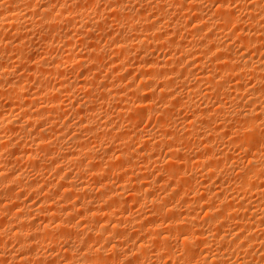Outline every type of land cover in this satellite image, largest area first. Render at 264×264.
Masks as SVG:
<instances>
[{"label": "bare ground", "instance_id": "1", "mask_svg": "<svg viewBox=\"0 0 264 264\" xmlns=\"http://www.w3.org/2000/svg\"><path fill=\"white\" fill-rule=\"evenodd\" d=\"M8 1L6 2L8 4L4 3V5L6 4L5 8H4V6L2 8L0 6V10H1L0 11V31L8 28V29L15 31V33H16L15 36L19 37V35H21V36H23V38L25 36L27 37L28 34L35 29L32 30L31 25H28V24H30L29 22L25 23V24L19 22L20 21L19 19L21 18L20 16H19L20 18L18 17L19 18L18 19L17 16L11 17V14L9 13L11 11H15L16 7L19 6V2L22 0H20V1L19 0H10L9 2ZM102 1H104V2L101 6L96 4L97 5V8L95 7L96 14L99 12H102L104 10H106V11L108 10L107 12L109 13V16L112 15V17H111L112 22L116 23L115 25H120L122 23L128 24L129 26H131V28L129 27L131 30L130 32H134L133 36L130 35L131 37H128V38L122 37V39H123L122 41L120 39H119L120 41L117 39H115V42L112 41V44H113L112 49H113V51H115L114 53L119 54V57H121L120 58V59H122L121 63H120L121 66H126V67L128 66L127 68H129V70H131L130 68H134L139 73L140 83L138 82V85L139 84L140 85L139 86L135 85L136 88H134V85H131L133 87L126 86L128 88L127 89L128 91L126 90V92H124V90H122V89L115 90V91L114 90H107L106 86L103 84L104 86L103 85H102V87L100 86L102 88L101 92L103 94V97L104 96H107L108 98L111 97L112 101L115 102L116 106L113 107V108H115L114 109L115 111L114 110L113 111L115 112L114 114L117 117H119L120 119H123V117L129 111H131V109H133V107L137 108V111L139 109V112H138L139 117H135V116H137L135 114H133L135 116H132L131 112L128 113L130 115V117H129V120H127V121L128 122L130 121V123H128L129 125L127 124L128 126H126L125 130L122 128H119L118 125H117V128L116 127H114V128L108 127L107 123H105L104 125L103 124L95 125L96 123L94 121L93 122L95 123L94 124L95 126L92 125V123L90 121L93 119L96 120L98 118V116H100L99 113H96V110L98 108L96 107L97 109H95L96 103L98 102L97 100L100 98V95L98 98V95H96V92H95L96 96H94V94L92 96L91 92L93 91V89L91 88L89 90L90 91L89 94L87 93L88 90L84 91V94H86V97L88 96L87 99L85 98L88 101V103H86L85 101H83V103H85V105H81V104L79 105V103H81V102L78 103V105L81 106V107H79V110H78V116H79V114H81V115H83L82 116L83 118L81 120V117H80L79 122L75 124L77 127L74 125L75 129L77 128L78 130L76 129L77 132L76 131L73 132V133H75V135L73 134L74 136L71 135V137H72L71 141L73 142L74 148L75 147L81 148L84 145V143H83V145L81 144L83 142V139H82L83 136H87V138L89 137V139L92 138L91 140H94V139L97 140V137L99 139H100V137H102L104 139L110 138V146H111L110 149H112V151H114V149L116 148L115 150L116 151L118 150L117 154H112V155L108 154L109 156L107 159H105V158L99 159L95 155L94 152H92L94 154H91V152L88 151L90 153V156L87 155L85 157H89L90 160L87 161L88 164H86L87 165L86 167L84 165L85 169H82V170H80L81 172H79V171L78 172L80 175H82L84 173L89 174V176H91V179L94 178L93 180L99 179L98 181H102L101 179L105 180V178H106L105 173L110 172V170H108V168L111 169V171H112L113 170L112 167L117 165L116 167L118 168V170L116 169L117 170L116 172L118 174L116 173V175H117V177L118 176H123V177H122V180H118L119 177L118 178L116 177L117 178L116 180H118L119 183L120 182H122V183L117 184L119 186H116V187L108 186L109 184H107V182L106 183L101 182L100 184H98L97 189L99 191V194L96 191L98 194L96 199L102 200V203L103 202L106 203L105 206H103L104 208L99 209V206H101V204H102L101 201H100L101 204L99 206H96L97 205L96 204L95 208L91 207L89 205V201H86V196H81L82 194L78 193L80 190L77 189L76 190L77 192L75 191L76 192L75 193V192H70L74 189V188H71V186L68 190H67V188H65V187H68L67 184H69V183H64V180L67 178H65V179L63 178V182L62 181L60 182L57 180L58 182L62 183V185L60 183L57 184V186L60 185V187L58 186V189H57L58 191L55 190V193H58L61 196L57 195L56 201H54L53 203L51 201H48V200L46 201L47 203L46 202L43 203V201H42V204L40 203V206L38 205L37 208L34 206L36 209L35 208L32 209L33 206L32 207L27 206L28 207L26 210L27 212H22L23 208H22V210L20 209L21 211H18L17 213L13 212L14 215L12 214V216H14V219L18 222V224L20 223L21 227H20V225L17 224L19 226V227L17 226V229H9L11 235L16 239V248L14 247L16 250L12 251V252H8L7 257L13 261V263L11 262L12 264H28V263H31V264H53V263H56L57 261H55L53 258L50 257L51 258L50 259L49 256L47 257V256L38 255L37 252L34 253V251L39 244H41V245L46 244L48 246V248H50V246L53 243L57 244V238L63 239V238H66L67 235H69V237L70 236L72 237V235H74L75 231L73 234H72V232L75 229H73L74 225L71 226L73 224V223L71 224V222L73 221V219L71 220V218L76 217V215L72 216V213H73V212L71 213L72 209L69 208V207H72V205L65 207L64 203H66V201L69 199L70 196L78 197V195H79L78 198L81 199V201H80L81 208L79 207L78 212H76V213L78 214L81 211H83L82 214L85 216L84 218H86V219H84L81 214L79 216L85 220L86 224H83L84 225L83 228H80V229H82L81 232L85 233L87 237L85 236L86 240L84 239V241H82L81 247H79V248H81L80 251L79 252L75 251L77 254H75L72 251L73 250V248H71L72 246L69 247V245H68L69 243L64 242L68 246L65 249L62 247L64 251H62L63 255L62 254L61 255H62L64 261L70 260L68 262L69 264H71V261H72V263L74 261L73 264H100L101 260L108 258V257H105L106 254L105 255L103 254V250H105V249H103L104 247L103 248L102 247L100 248L97 246L95 247L94 244H96L99 241L101 242L102 239H104L105 241H107L109 243L110 237H114V238L116 237V240H114L116 242L112 243V246H111V249H114V250H117V248H119V245H120V243L117 242V241H119V240H117V238H119V239L124 238L126 240V237H127V238L132 240L133 244H132L131 248L128 250L130 254L126 253V254H128L125 258L126 264H143V262H144V260H146V258L148 259L150 256H153V255H155L153 257V258H155V261H153V262H155L156 264H160V259L162 256H165L166 260H168V261H169V259H171V264H180L179 262H181V264H264V154L261 153L262 149L260 147V146H262V143L264 142V25H263V23H264V0H252V1H250L251 4L248 3V7H247V3L243 4V7H240V9L241 8L245 9L246 12L248 9L250 12L248 11L247 13H249V14L251 13L249 15L248 19L245 18L246 21L243 19L244 20L243 25L246 24L247 27H245V25H244V27L241 26L242 28L240 29L238 27V25H235L238 27V30H233L229 33L223 32L222 34H219V33L215 34L219 31H217L215 33L214 32L208 33L206 31H204V33L206 32L205 36H204V34H199L205 28H206V30L207 29H213V30L223 29V30H225V28H228L229 25L231 27L235 23L236 19H237V21L241 20L240 22H242V19L238 18L237 15L235 16V11L232 9V7L229 6V4H230L229 0H210V2L212 1V3H217V4L215 6L216 8L214 10L210 11L207 15H203V14L199 13L200 12L199 10L200 9L202 10V8H201L202 4L200 2L202 0H170L169 2L171 4L167 3L168 0L167 1L166 0H159L160 2H158V3L155 2L156 3V4L154 3L155 5L153 3H149L151 1H149L147 3L145 2L144 4H141L142 3L141 0H133L134 2H138L140 4L139 9L141 8L142 10L138 9L140 12L139 11L137 12L136 10L134 11L133 7H132V9H129L130 13L127 12L128 14H125L126 11H124V12L120 11L121 9L119 7L121 5H123V3H120L122 1H120V2H118V0H102ZM203 1H205V0H203ZM80 2H81V0H80ZM88 2H90V1H88ZM208 2H209V0H208ZM25 3H26L25 5H27V8H28L29 3L28 4H27V2H25ZM64 4L65 3L63 1V5ZM83 4H84V2H83ZM165 4H167V5L170 4L171 7H173V10L177 11V12L180 10H181L180 12H182L186 8H188V9L190 8V10H188V9H186V10L190 11L191 13H192V11L194 12V14L192 13L190 16L192 20L189 17V19H190L189 22L186 20L187 23H184V22H180L179 19L175 18L177 16H175L174 17L175 19L174 18H172V19H174L175 21L177 19L176 22L172 19H170L171 21H169V19H168V21H166V23L165 22L161 23V22H159V19H161V18H158L156 16L158 19H156V21L150 22L149 21V18H151L150 17L151 15H150L148 17L146 16L147 18L142 19L143 24L140 22L142 25H140L138 27L133 26L134 25L133 23L135 22V20H139V21L141 20L140 19L141 18L140 13H141V11L143 13L144 9H155L156 8L157 10L162 11V16L165 17L171 11V7L170 8H169V6L165 7L164 6ZM239 4H240V2H239ZM79 5H80V3H79ZM92 5H94V4H92ZM244 5H246L245 8H244ZM65 6H64V8H65ZM212 6H213V4H212ZM241 6H242V3H241ZM45 7L46 6L44 5V7H43L44 9L42 8V10H41L42 15H41V19L39 20V24L43 29L48 30V29H52L53 27L56 28L57 25H59L61 22H64L65 19H63L62 16L64 13L63 11H65V10H63V11L59 10L61 13L60 14L61 16L58 17L55 15L56 13L53 15ZM50 7L52 8V6H50ZM149 7H151V8H149ZM152 7H155V8H152ZM166 8H169V10ZM67 9H69V8H67ZM70 10H71L70 12H72V9H70ZM166 10H168V11L165 12ZM33 11H35V10H33ZM36 11H38V10H36ZM152 11H154V10H152ZM5 12H8L10 15L9 14L7 15ZM107 12H106V15H108ZM121 12H123V13H121ZM171 12H170V14H171ZM89 13H91V12H89ZM83 14L84 13H82L81 15H83ZM123 14H125V15H123ZM12 15H13V12H12ZM14 15H16V14H14ZM94 15H95V13H93V16ZM154 15H157V13ZM79 16H78V19H79ZM96 16H99V15H96ZM109 16H107V17H109ZM142 16L144 17L145 15H142ZM187 16H188V14H187ZM192 16H193V18H192ZM22 17H24L26 20V15H23ZM65 18H66V16H65ZM84 18H87V19H86V21L83 19V23H80L79 28H81V30L79 31L78 30L79 28L76 30H78L77 32L81 35L80 39H82V44H86V47L88 46L90 48L91 47L93 48V49L89 50V53L92 52L91 54H89V56L92 55L93 57L92 58L89 57L90 60H89V69L88 70L89 71L90 70H95V71L97 70L98 71V70H100L101 67H103L104 62L101 61V62H103L101 64L100 60L98 59L99 54L98 53L95 54L96 52H98L97 51L98 49L96 48V46H98L97 45L98 43L96 42V36L97 35L94 33L95 30L93 31V29H92L93 27L90 26V24H92L93 21L96 22V20L92 19L91 15L90 16L88 15L87 17H84ZM97 18L98 17H96V19ZM97 20L99 21V19H97ZM74 21H70L67 19L66 24L69 25L71 23L70 24L71 26H72V24L75 25L76 22L74 23ZM36 23H38V22H36ZM163 23H165L164 29H166L165 27H167V30L171 29L169 31H172L171 32L172 38H165L164 37L163 39L162 38L160 39L158 36V38L156 37L155 39L156 40L160 39V40H157L158 42L157 41L154 42L155 41L154 39H153L154 41L151 40L154 37L150 38L148 36L149 35L148 32L151 31V33L153 32L152 35H154V31L159 32V30H161L160 24H163ZM231 23H233V24L231 25ZM237 24H240V23L237 22ZM191 25H192L191 31H193V32L188 31L187 33L193 34V35L199 34L200 37L202 35L204 37H202V39H199L198 41H191L190 42V40L189 41L187 40L188 42L186 41L184 44V42H182V40H184V39L180 40V39H177V37H179V33L182 30H185L186 28L189 29L188 27H190ZM235 26H233V29L237 28ZM8 29H6V30H8ZM157 29H159V30H157ZM71 30H73V29H71ZM227 30H229V29H227ZM3 31H1V32H3ZM59 31H61V30H59ZM126 31L129 32V30H127V29H126ZM169 31L165 30L164 32L168 33ZM207 31H210V30H207ZM117 32H119V31H117ZM160 33H162V32H160ZM167 33H166V35H167ZM49 34H50V32L48 34L45 33L42 36V41L44 43L47 42ZM208 34H210V35L212 34V35L208 37ZM6 35H8V34H6ZM9 35H12V34L9 33ZM46 35H47V37H46ZM67 35H69V34H67ZM21 36H20V38H22ZM126 36H129V35L126 34ZM181 36L182 35L180 33V37ZM3 37L0 36V47H4V49L0 48V50L1 49L3 51L5 50L3 53H5L6 50H9L11 53V56H9V54H8V57H6L4 54H3L4 56H2V55L0 56V67L2 68L0 70V92L1 93L4 92L3 96L6 98V102L8 104H13L14 102L18 103V106H15L16 108H14V110L19 109V116H17V117L14 116L15 118H12V119L11 118H8V119L4 118L5 120H3V121L1 120L2 123H1L0 128L4 129V130L5 129H8L10 131L12 130V132L16 131V130H20L22 132H25V134L28 133L30 140H28L27 142H29V144L31 146L36 147L38 152L39 151L42 152V158L40 157L39 159H37L38 156H36L34 158V156L32 154L33 152H31L30 149L28 151L25 149L24 150L22 149V151H21L20 150L21 148L19 149L17 147V146H21V144H19L18 142L16 143L17 145L14 146L15 148L13 147L14 149H12L11 147L14 144L11 141V138H8V139L4 138L6 140H4V139L2 140L3 136L0 135L1 146L3 145L2 146L3 148H5V147L11 148V150L7 149L6 157L8 156V158L6 159V157H5V160L3 158L4 153H2L0 151V187L2 189L1 192L5 194V195H2L4 197L0 199V215L1 216H2V214H4V212L12 211V210H10L9 202L11 201V198L16 199L15 193H13L14 185H15V187L18 185L17 187L21 186L24 189L30 188V190H31V188H33L39 181L42 180L41 178H39L41 180L37 179L38 180L37 182H36V180H34L33 182H29V181L23 182L24 179H22L17 173H16L17 175L13 174L16 171H14V172L12 170L9 171L10 168H9V170L7 169L8 170L7 171V170H5V168H7V166L9 164L10 165L13 164V163H11L12 160L15 161L19 157H24V156L27 157V158H25V160L29 159L30 162H31V160L33 161V162H31L33 164V165H31V167H35V170L38 169L39 167H43V168L47 167L45 165L46 161L48 162L50 160V163H52L53 160L48 155V154H50V151H51L49 148H51V146L56 147V145H55V142L54 143L51 142L54 139H51V141H48V139L51 136L50 134H54V136H55L56 133L58 132V129L55 128L57 126H55V125H57L56 119H58V116L61 115L60 110H61L62 106H61L60 99H62V98H60V97L67 96V92H69V90L71 88L72 89L73 88H78V89L80 88V91H81V89L83 90L84 89L83 85H85V83L88 82V81L85 82L86 79L83 80V78L81 77L82 80L79 82L77 81L76 83L74 82V84H73V82L69 83V82H67V80H64V79L63 80L60 79L57 85L53 84L52 86H48L49 83H47V85H45L42 89H40V92L38 91L39 94L42 96V98L44 97L43 99L45 101V106L42 105L43 106V107H41L42 110H39V111L30 110L29 107L31 106L30 104L33 102L32 100L34 98L36 99V96L38 98V95H36V93H35V95H34L35 97L31 96V93L33 91L30 93V95L28 94L29 92L28 93L23 92L25 90V87L22 86V84H19L21 79L17 80V81H19V83H18L19 85L16 84V85H13V87L10 86L11 89L9 91H6V90L3 91V88L1 87L2 84L4 85L7 82H9L6 80L7 79L6 76L7 77L9 76V75H7L8 72L6 69L9 66H8V63L6 60L9 59V61H11V58H12L14 60V61L12 60V62L14 63V62L18 61L17 62V64H18L19 62H21L22 59H24L22 51L18 47L19 44L15 43L13 45L14 41H13V43H11V41H8L10 39V37L12 38V36H10L8 40L4 39V38H7L6 36L4 38ZM18 37H14V39L18 38ZM49 37H50V35H49ZM196 37H198V35H196ZM20 38H18L19 41H20ZM55 38H57V37L55 36ZM181 38H183V37H181ZM185 38H186V36H185ZM196 39H198V38H195V40ZM51 40H54V39L51 38ZM132 40L133 41L135 40L136 42L133 43ZM15 41H17V40H15ZM79 41L81 42V40H79ZM26 42L27 41H25V43ZM56 42H57V40H56ZM70 42H71V40L68 42V44H70ZM21 44L24 45V42ZM64 44H65V42H64ZM50 45H51V41H50ZM27 46H28V44H27ZM151 46L153 48L154 47L158 48V46L161 48L165 47L167 49V51L169 52L168 53L166 51V53H168L167 57L165 58L166 55L164 54L163 58L158 57V58H156V60H154L155 58H153L154 57L152 54L153 52H148V50L149 51L151 50V49H148ZM134 47L136 49L138 48V50H140V51L142 50V53L144 50H145V52H144V54H142L141 52L139 53L142 59L137 64L133 63L134 65L129 66L127 62L129 60V58L131 57L130 53H132L131 50L134 49ZM64 48H66V47H64ZM48 50L51 51V49H48ZM52 50H54V49H52ZM213 50H214L215 54H212L213 55L212 56L210 54L213 53ZM250 50H253L254 52H256L257 53L256 55H258V53H259V55L257 57H253L252 55L249 56ZM63 51H65V49ZM68 52H66V53H68ZM100 52H102V50ZM251 52H250V54L254 53V52H252V53ZM71 53L72 52L68 53V56H66L65 59H63L61 56H57V55L55 57L53 56L54 57L53 60L51 59V61L49 63H47V61H49V60H45V59H43V57H41L42 60L40 59L41 61H37L38 63H35L34 67L31 68V70L34 69V71H37V72L47 70L48 72H51V74L53 73V75L56 74V76H61L63 73L62 72L63 70L61 68L62 64H64L63 62H65V64H66L67 62H70V61L73 62L74 61L75 64L77 65L76 67H79L80 66L79 62H82L81 60H83V58L82 59L80 58L81 56L72 55ZM196 54L197 55L200 54L201 56H203L204 57L203 59H205L207 57L206 56L207 54H209L210 57L209 58L207 57L208 64H203L205 61L202 63L201 60L199 59L200 57H197L198 60H197V58L194 57L196 59V60L195 59L194 60L199 63V66L202 65V67L197 68V70L199 69V73L196 72V73H198L197 75L194 74V75H196L195 81L197 82V84L190 86V83H188L189 80L187 81L186 77L189 76V74H192L193 71H187L188 69H186V67L183 65V63H184V61H186V63L189 64L191 62V60H190V62H187L186 58H188V60H189L190 56L196 55ZM44 56H46V55H44ZM105 56H106V54H105ZM30 57H32V56H30ZM30 57H29V59H30ZM101 58H102V56H101ZM111 59H113L112 56H111ZM194 60H193V62H194ZM32 62L33 61H31V63ZM86 62H87V60H86ZM86 62H85V64H86ZM131 63H132V61H131ZM117 64L119 65V63H117ZM117 64H115V65H117ZM26 65H28V64H26ZM72 65H73V63H72ZM187 66H189V65H187ZM199 66H196V67H199ZM29 69H30V66L28 67L27 70L31 71ZM116 69H117V67H116ZM77 70H79V68ZM82 70H83V68H82ZM106 70H107V67H106ZM192 70H193V68H192ZM8 71L10 72V69ZM97 71H96V73H97ZM111 71H113V70H111ZM90 72H89V74L92 75ZM113 72H115V71H113ZM128 72H130V71H126V73H128ZM76 73H77V71H76ZM126 73H124V74H126ZM33 74L36 75V72L35 73L33 72ZM110 74H113V73H110ZM134 74H135V72H134ZM17 75H19V74H17ZM25 75H27V78H28L29 74H25ZM31 76H32V73H31ZM63 78H65V77H63ZM95 78H96V76L94 77V79ZM30 79L31 78H29V81H30ZM38 79H40V78H38ZM24 80H26V79H23L22 81H24ZM46 80H47V78H46ZM158 80L161 83L158 82ZM92 81H94V80L91 79L90 83L93 84ZM129 81H128V83H129ZM36 82L37 81H35V83ZM120 82L122 83L121 79H120ZM191 82H193V81H191ZM251 82L253 84V88H251L252 87ZM44 83H46V81ZM104 83H106V82L104 81ZM156 83H157V86H156L155 90H156V92H157L156 94H158V96L156 94L155 95L157 96L156 98L159 99L158 102H160V105H162V108L158 107L159 111L158 110L156 111V109H155L156 106L155 107L153 106L154 104L150 105V103L147 102L149 100L148 99L149 97L147 98L148 99L147 100L145 98L146 96H144V94L146 92H149L146 90L152 88L154 85H156ZM40 84H43V83H40ZM88 84H89V82L86 84V86ZM92 84H90V85H92ZM199 84H204V88H202V89L198 88ZM249 84L251 85V87ZM108 85H111V83ZM174 85H177V86L179 85V88L180 87L185 88L186 94H185L184 98H183L184 94L181 93L182 95H180V93L177 92L179 90H176L179 88L177 86L174 87ZM247 86H249V88H251V89L247 88ZM182 88H180L181 89L180 91L183 90ZM246 89H248V90L246 91ZM244 90L246 93H244ZM150 91H153V90L150 89ZM5 92H7V93L5 94ZM70 92L68 94H70ZM63 93H65L66 95H64ZM100 93H98V94H100ZM81 94H83V92ZM102 94H101V96H102ZM199 95H200V101H202V103H203V101L207 103L208 101L210 102V100H211V102H210V104H212L211 107H209V105H206V108L204 106L203 107L200 106L201 109H199L195 105V102H196L195 100H197V99H194L196 96L199 97ZM70 96H71V94H70ZM201 96L203 97L202 100H201ZM32 97H34V98H32ZM94 97H96L97 100ZM103 97H101V101L98 103L101 104V102L103 101L102 99H105ZM247 97H248V99H247ZM66 98L68 99V97H66ZM181 98L184 100H182ZM204 99H206L207 101ZM243 99H245V101H246L245 103H243V101L241 103V100H243ZM35 102H37V101H35ZM89 103L92 105H90ZM106 103H108V102H106ZM147 103H149L148 106H146ZM32 104L34 105V102ZM110 104L113 105L112 102ZM196 104H197V102H196ZM227 104H230V105L227 106ZM2 105H4V104L2 103ZM15 105H17V104H15ZM78 105H76V106H78ZM232 105H235L236 109H232V107H233ZM76 106H75V108H76ZM182 106L185 108H188V109L192 108L193 109L192 110L193 115L191 116L192 118L189 117L190 120L188 121L186 127L183 126L184 128L178 129L175 127L176 125H173L174 121H176L175 120L176 118L173 115H175V108L176 107H182ZM198 106H199V104H198ZM229 106H232V107H230L232 110L228 109ZM5 107H6V105H5ZM213 107H216V108H213ZM108 108L109 107H107L106 109H108ZM106 109H105V111H107ZM177 109H178V112L181 111L180 108H176V110ZM33 110H34V108H33ZM109 110H110V108H109ZM98 111H100V110H98ZM10 112H11V110H10ZM107 112L112 113L109 111H107ZM148 112H150V114H151V112L153 114L156 112V113H158L157 115L160 116V117H158V119L155 122L156 127L158 128V130H160L159 132L158 131L156 132L157 128H156V130H154V132H156V133H153V132L150 133L152 130L148 131L149 129L147 131L145 130L146 132L143 131L144 129L142 130L143 132H140L139 131L140 129L138 130L137 124H138V122H140L139 119H142V117H145L144 115L147 114ZM0 113H2V112H0ZM133 113H136V111ZM141 114H143V115H141ZM150 114H148V116ZM86 115H87V118L88 117L91 118V120L89 119V122H85L86 120L85 121L83 120L84 117L86 118ZM101 116H102V114H101ZM186 117H188V116H186ZM99 119H100V117H99ZM23 120H24V122H23ZM98 120H96V121L98 122ZM137 120H138V122H137ZM22 122L25 124H23ZM141 122H142V120H141ZM45 123H49V124H45ZM103 123H104V121H103ZM36 124H39V125L36 127ZM44 124L49 125V127L45 128V126H43ZM31 126L33 127V130H27ZM180 127H182V125ZM150 128H152V126ZM220 129L227 130L228 135H230L229 136L230 139L229 138L225 139V141L226 140L228 141V143L226 144V146L228 145V147H225L222 151H220V149L218 150V147H217V143L219 144V142L217 140L222 139L224 137V135H223L224 133L220 134L218 132ZM123 130L125 132L128 130L126 132V134L129 133L131 135V137L133 136L132 137L133 140L139 142L140 145L143 144L142 148H144V149H141L142 150L141 153L138 150H134V149H136L135 147L133 150H131L130 147L132 145H129L128 142L127 143L124 142L126 140L125 139L126 137L124 136L125 132ZM5 132H6V130H5ZM5 132H3V133H5ZM58 133L61 134V131H59ZM142 133L144 134L143 136H142ZM225 133H227V132H225ZM65 134H66V132H65ZM28 135H26L25 139H28L27 138ZM128 135H127V138H129ZM145 135L147 136V138H144ZM64 137H65V135H64ZM56 138H58V137H56ZM58 139H60V138H58ZM81 139H82V142H81ZM100 140H103V139H100ZM190 140L194 141L193 145H195L196 151L198 150V153L197 152L195 153L194 151H192L195 153L193 155H192V153H189V154L187 153ZM89 141L90 140H88V143L85 144L86 147L88 144L91 143V142L89 143ZM98 142H100V141H98ZM24 143H26V142H24ZM60 143H62V142H60ZM26 144H28V143H26ZM65 144H67V143H65ZM221 144L223 145L224 142L223 143L221 142ZM100 145H101V143H100ZM24 146H23V148H24ZM120 146H122V148L126 147V149L125 150H119V149H121ZM157 146H159V147L160 146L161 147L167 146L166 148H169V150L167 149L169 151V153L167 151L165 156L170 154V159H168L169 157H167V159H166L167 163H163L164 168L166 166L165 170L164 169H162V170L160 169V170L161 171L164 170V172L166 171L165 174H168V175H165L167 177V180H166L167 184H170V185L174 184L175 185L174 188L171 187V189H168L164 183L160 182V184L164 185V187H165V188L163 186L161 187V189L162 188L164 189V194L161 192L164 195L163 197L161 196L162 198L158 197L157 196L158 194H156L155 192L154 193L156 194V197L155 196H154L155 198L151 197L150 194H151V191L153 193V190H149V188L152 189V187H154V184L157 183L155 185V186H157L159 184L158 182L163 181V180H156L157 178H155V179L153 178V181L148 180L149 176L152 173L150 174L149 172H147L149 167L153 166V165L151 166V164L153 163L155 165V163H157L158 161L157 162L153 161L154 155L152 156L149 153L147 154V152L145 150H147V149H149V150L153 149L154 150L155 147L157 149ZM16 147L18 150H16ZM67 147H69V146H67ZM0 149H1V147H0ZM32 149H33V147H32ZM192 149L194 150V147ZM234 149H236V151H237V149H239V151L241 150L242 154L245 153L244 155H246L245 157H247V160H248L247 161L245 157H242V156L239 157L240 155L237 157L240 159L242 158L243 160L245 159V161L248 162V166H247V168H244L240 172L236 171L235 175H234L235 169L226 167V166H229L228 165L229 163H230V167L232 166L231 165L232 162H230V160L235 159L234 158L235 155L236 154L238 155V153H239V152L237 153L236 151H234ZM76 150H77V148H76ZM19 151H21V154L24 156H19L20 155V153L18 154ZM71 152H72V150H71ZM153 152H155V151H153ZM51 153H52V151H51ZM75 153H76V151H75ZM75 153H70L69 151L65 150V152L63 154H60V155H61V158H69L70 160H72L71 157H73L74 156L73 154H75ZM105 153H107V151ZM47 155L49 156L48 157L49 160L46 159ZM50 155L52 156V154H50ZM78 155H77V157H78ZM113 155H115V156H113ZM104 156H106V155H104ZM137 156L142 161V163L138 164V165L136 164L139 161V158H137ZM114 157H115V159H114ZM135 157L138 159V161L135 160ZM112 159H114L116 162H113ZM22 160L24 161V159L21 158V161ZM75 160L76 159H74L73 161L76 163ZM84 160H86V159H84ZM101 160H102V162H104L103 165L107 164L106 169H104L106 167L105 165H104L105 167L100 165ZM192 160H194L193 164L195 165V167H197V169H200L198 174L202 177V180L208 181L209 179H211L212 176L217 178V182H215V185H216L215 188H217L218 190L215 189L216 190L215 193H214V190H212L213 188L211 189V187L207 184L209 181L208 182H203V181L199 182L198 181V179H199L197 177L198 174L195 175V173H194V176L192 174H191V176L186 175V171L190 170V167H191L190 165H192L191 162H193ZM63 161H64V159H63ZM135 161H136V163H135ZM26 162H28V161H26ZM77 162H78V160H77ZM79 162H80V165H82L81 161H79ZM119 162L121 163V165H122V163L125 164L124 166L126 168H123V165L121 166V168H119L118 167V164L120 166ZM114 163H118V164L115 165ZM244 164H246V163H244ZM43 165H45V166H43ZM18 166H20V165H18ZM18 166H16V167H18ZM158 166L156 164V167H158ZM219 167H222V169L220 168V170H219ZM101 168H103L104 170H108V171L105 172ZM122 168L125 170H123ZM39 169H42V168H39ZM119 169H122V171L121 170L119 171ZM157 169L159 170V168H157ZM123 171H125V172L123 173ZM195 171H197V170H195ZM144 172H147V173H144ZM228 173H229V175H228ZM19 174H21V173H19ZM140 174H142V175H140ZM231 174H232V176H231ZM102 175H104L105 178H103ZM21 176H23V175H21ZM75 176H76V174H75ZM226 176H231V177L228 178ZM100 177H102V178L100 179ZM225 177L228 179H224ZM78 178H79V176H78ZM82 178H83V176H82ZM142 179H144V181L140 182V180H142ZM229 179H231V180H229ZM48 180L49 179H47V181ZM45 181H46V179H45ZM68 181H71V180H68ZM107 181H108V179H107ZM118 181H117V183H118ZM50 182L51 181H49V183ZM65 182H67V181H65ZM93 182H95V181H92V183ZM128 182L130 183V185H131V182L137 183L139 185H138V188H136V189H134L133 186L131 185L132 186L131 188H133V191H130L132 193L128 194L127 195L128 197L126 199V198H124V197H126V195H124L122 192H124V190L127 187H129V184L127 185ZM108 183H110V182H108ZM123 183H125V186L127 185L126 188L124 187ZM134 183H133V185H134ZM227 183H229V186H227ZM40 184L42 185L44 183H40ZM71 184L73 185V183H71ZM95 184H97V183H95ZM209 184L211 185L212 183H209ZM151 185H153V186L150 187ZM197 185L199 187L202 186L201 188H204V187H206V188H204V190H203L205 193L203 194V191H202L201 194L199 193L201 196L199 195V197L196 198V197H192V194L195 192ZM204 185H206V186H204ZM85 186H84V188H87V186L86 187ZM211 186L213 187L214 185L212 184ZM37 187L39 188V186H37ZM61 188H64V190L62 189V191H61ZM53 189H55V188H53ZM27 190L28 189H26V191ZM130 190H132V189H130ZM92 191H94V190H92ZM125 191L127 192V190H125ZM196 191H198V190H196ZM199 191H200V189H199ZM218 191L221 193L218 194L217 193ZM14 192H16V191H14ZM190 193H192V194L188 195ZM196 193L197 192H195V194ZM153 194H152V196H153ZM83 195H85V194H83ZM159 195H160V193H159ZM80 196H81V198H80ZM190 196L192 198H190ZM129 197H130V200L128 199ZM91 199H92L91 202H94L93 201L94 198H91ZM141 199H144V200H148V199L150 200L151 199L150 200L151 202L149 200L148 201L150 203H152V205L150 204L152 209L151 208H150L151 210L145 209L144 205H143V207H144V212H145V210H147V211L150 210L149 213L148 212H145V213H147V215L151 216V218H149V219H151L152 221H149V219L147 217L148 220L147 219L145 220V221H147V223H145L144 225L141 223L142 225L139 224L138 226H135V228L138 229L137 231H139L138 232L139 234L137 233V231H134V232H136L138 235L136 233L134 234L133 231L130 234L128 233L129 235H127V232H126L127 229L125 228V226L128 225L129 223L135 224L134 220H138V219L134 218V220H132V222H131V220H125L126 214L124 215L125 218L123 216V218H124L123 219L121 216L125 212L123 209H118V207H120V206L117 204H119V203L121 204V202L123 203L124 200H126L125 203L127 202V200L128 201L132 200L133 203L135 202L137 204H140V203H142V202H140ZM203 199H205V200L207 199L208 202L207 203L204 202ZM239 199H240V201H238ZM60 200H64V203L61 204ZM120 200H122V201H120ZM200 200H202L205 203V205H203L204 203L203 204L201 203L203 206L200 205L199 207H201V208H197L198 204L201 202ZM17 201H19V200H17ZM176 201H180L181 202L180 205H183L184 209L179 208L178 207L179 203L176 204ZM235 201H238V203ZM49 202H51V203H49ZM68 202H70V201H68ZM10 204H11V202H10ZM72 204H73V202H72ZM74 205H76V204H73V206ZM109 205H111V206H109ZM116 205H117V207H116ZM206 205H208V206H206ZM97 207H98V209H96ZM137 208H139V207L137 206ZM80 209H81V211H79ZM141 209H143V208H141ZM196 210L197 211L203 210L206 213L205 215H203L204 219L202 217V219L199 220L200 218L198 215L201 213L198 214ZM44 212L46 214H48L49 216H51L50 217L51 222L49 221V224H48V222H46L44 225H42V226L39 225L36 228V227H33V224H31L29 222L30 221L29 218H26L31 213L36 215V213L39 214V213H44ZM56 212H57V214H58V212L64 213V216L66 217V218L64 217L65 220L63 218L61 220L60 219L58 220V218H59V217L57 218L58 215L55 216ZM137 212H140V211H137ZM141 212H143V210ZM73 214H75V211ZM117 214H121L120 217L119 216L116 217L119 221L124 220L125 221L124 223H128V224L123 225L124 223L122 224L121 222L116 221L117 219L114 220L115 216ZM140 216H141V214H140ZM140 216L138 214L139 218H140ZM37 217H41V216H37ZM152 217L153 218L158 217V219L160 220L158 222H162V223L166 224V226L164 225L165 228L162 229L163 227L162 228L157 227V225H156L157 223L155 221L156 218L153 219ZM47 218H49V217H47ZM47 218L45 217V219H46L45 221H48ZM119 218H122V219L120 220ZM14 219L13 220L9 219V220L14 222ZM26 219L29 220L27 222H29L30 225H32V227L30 225H29L30 228H28L26 226L27 224H29V223L26 224ZM84 220H81V221L83 222ZM0 222H2V221H0ZM100 224H102V225H100ZM108 224L109 225L111 224L110 225L111 227L108 228L107 227ZM158 224H160V223H158ZM9 225H10V223H9ZM104 225H106L105 228H104ZM135 225H137V223ZM1 226H3V225H0V227ZM145 226L146 227L148 226V228H145ZM162 226H163V224H162ZM3 227H1V229ZM5 227L7 228V226H5ZM24 227L27 229H24ZM74 228H76V227H74ZM77 228L79 229V226ZM127 228H128V226H127ZM205 228L207 229V232L205 231L206 230ZM4 229H2L0 231H3ZM157 229H159V230L162 229V230L155 231ZM38 231L41 233L44 232L46 235L44 233H42L41 234L42 236H37V234L40 235V233H38ZM70 231H71V233H70ZM233 231H238V233H236V232L233 233ZM68 232H69V234H68ZM77 232L78 231L76 230V233ZM81 232L79 235L80 236L82 235V237H83V234ZM10 233H7V234H10ZM107 233H111V234L106 236ZM1 234H0V240H2ZM2 235H4V234H2ZM231 236L233 238H231ZM71 237H70V239H71ZM75 237H79V236L76 235ZM82 237H80L79 239H81ZM114 238H112V239H114ZM35 239H37V241H35ZM124 239H122V241ZM82 240H83V238H82ZM96 240H99V241L94 243V241H96ZM104 240H103V242H104ZM74 241H76V240H74ZM124 241H123V243H124ZM0 242L2 243V241H0ZM80 242L81 241H79V243ZM1 243H0V245H2ZM60 243H62V242H60ZM124 244H126V242ZM212 245L216 247L214 250L213 249L212 250L206 249V246L209 248H213ZM126 247H128V246H126ZM203 247H205L204 251H203ZM255 247L257 248L256 251L254 250ZM39 248H40V246H38V249ZM51 248L53 249V247H51ZM173 248L179 249V251H180L179 253H181L183 256L177 257L179 255H175ZM1 249L2 248L0 246V250ZM114 250H113L111 255H118V253H115ZM111 257H113V256H111ZM114 257H117V258H115L116 260L118 258H120L119 256H114ZM234 258H236V259H234ZM122 259H124V258H122ZM152 259H150V260L152 261ZM59 261H61V259H59ZM163 262L164 261H162V263ZM0 263L5 264L4 257H0ZM108 263H110V262H108ZM169 263H170V261H169Z\"/></svg>", "mask_w": 264, "mask_h": 264}, {"label": "rangeland", "instance_id": "2", "mask_svg": "<svg viewBox=\"0 0 264 264\" xmlns=\"http://www.w3.org/2000/svg\"><path fill=\"white\" fill-rule=\"evenodd\" d=\"M8 0H0V6H1V8L4 6V8L6 7V4H8V3H6ZM10 1V0H9ZM8 1V2H9ZM20 1V0H19ZM42 1V2H41ZM53 1V2H52ZM60 0H22V1H20L19 2V6L21 7H19V6H17L16 7V10L15 11H11V12H9L10 14H11V17L12 16H17V18L20 20L19 22H21V23H23V24H25V23H30V24H28V25H31V27H32V30L33 29H35V30H33L32 32H30L29 34H28V36L26 37H24L23 38V36H21V35H19V37L18 36H15L16 35V33H15V31L14 30H11V29H8V28H6V29H8V30H6V29H3V30H1V31H3V32H1L0 31V36H6L7 38H4L5 40H8L9 39V37L10 36H12V38L10 37V39L8 40V41H11V43H13V41H14V43H13V45L16 43V44H19L18 45V47H19V49H21V51H22V54H23V58L24 59H22L21 60V62H19L18 64H17V62H12V58H11V61H9V59H7L6 61H7V63H8V68H6L7 69V75H9L8 77L6 76V80L7 81H9V82H7L6 84H2L1 85V87L3 88V91H9L10 89H11V87H13V85H16V84H18L19 83V81H17V80H20L21 79V81H20V83L19 84H22V86H24L25 87V90L23 91V92H29L28 94L30 95V93H31V96H34L35 95V93H36V95H38V98H37V96H36V99L34 98V97H32V98H34L32 101L34 102V105L31 103L30 105V107H29V109L30 110H32V111H39V110H42L41 109V107H43L42 105H44L45 106V101H44V97L42 98V96L39 94V92H40V89H42L45 85H47V83H49V85L48 86H52L53 84H55V85H57L58 84V82H59V80L61 79V80H67V82H69V83H72L73 82V84H74V82L76 83L77 81L79 82V81H81L82 80V78H83V80H85V82L86 81H88L89 82V84L86 86V84L88 83V82H86L85 83V85H83V90L81 89V91H80V88L78 89V88H71L70 90H69V92H70V94H71V96H70V94H68L69 92H67V96H63V97H60V98H62V99H60V102H61V106H62V108H61V115H59L58 116V119H56V122H57V125H55V126H57V127H55L56 129H58V132L59 131H61V134L60 133H58L57 131V133H56V135L54 136V134H50L49 136V139H48V141H51V139H54V140H52L51 142L52 143H54L55 142V145H56V147H53V146H51V148H49L51 151H52V153H51V151H50V154H52V156L50 155V154H48L50 157H51V159L53 160L52 161V163H50V160H49V156L47 155V160H49L47 163L45 162V165L48 167H39V168H42V169H36L35 170V167H31V165H33L31 162H33L31 159V162L29 161V159L28 160H25V158H27L26 156H24V155H22L21 154V151H22V149L24 150H29L30 149V151L31 152H33L32 154H33V156H34V158L36 157V156H38V158L37 159H39L40 157L42 158V152H38V150L36 149V147H34V146H31L30 144H29V142H27L28 140H30L29 138V135H28V133H26L25 134V132H22V131H20V130H16V131H13L12 132V130L10 131V130H8V129H5L6 130V132H5V130L4 129H1L0 128V135H2L1 137H2V140L4 139V138H6V139H8V138H11V141L13 142V146L11 147L12 149H14L15 147L14 146H16L17 144V142L19 143V144H21V146H17L21 151H19L18 152V154L20 153V155L19 156H24V157H19L17 160H15V161H11V163H13L12 165H8L7 166V168H5V170H9V168H10V170L9 171H16V172H12L14 175L17 173L22 179H24L23 180V182H26V181H29V182H33L34 180H36V182L38 181V180H41V181H39L36 185L37 186H39V188L35 185L33 188H31V190H30V188H22L21 186L20 187H15V185H14V187H13V193H15V197H16V199L15 198H11V204H10V202H9V207H10V210H12V211H10V212H4V214H2V216L0 215V221H2V222H0L1 224L0 225H3V226H1V227H3L2 229H4L3 231H0V234L2 233V234H4V235H2L1 234V239L2 240H0V241H2V245H0L1 246V250H0V257H4V260H5V264H12L13 263V261L12 260H10L8 257H7V254H8V252H12V251H15L16 249V239L11 235V233H10V231H9V229H17V226L18 225H20V223L18 224V222L14 219V216H12V214L14 215V213H17L18 211H21L22 210V208H23V210H22V212H27L26 210H27V206H30V207H32L33 206V208L32 209H34L35 207L37 208V206L39 205L40 206V203L42 204V201H43V203L44 202H46L47 200L48 201H51L52 203L54 202V201H56L57 200V195H59L58 193H55V190L56 191H58L57 189H58V186L60 187V185H58L57 186V184H59L61 181L63 182V178L65 179V178H67V179H65L64 180V183H69V184H67L68 185V187H65V188H67V190L70 188V186H71V188H74L72 191H70V192H75L77 189L78 190H80L78 193H81L82 195L81 196H86V201H89V205L91 206V207H94L95 208V205L96 206H99L101 203H102V200H98V199H96L97 198V196H98V194H99V191H98V189H97V187H98V184H100L101 182H107V184H109L108 186H111V187H116V186H119V185H117V184H120V183H122V182H120L119 183V181L118 180H122V177L123 176H118L119 177V179L118 180H116L118 177H117V175H116V171L118 170V168L116 167L117 165L116 164H118V163H114L116 166H114V167H112V171H111V169H109L108 168V170H110V172L108 173V172H106V171H108V170H104V169H106L107 168V164L104 166L103 165V163L104 162H102V160H101V164L100 165H102L103 167H105L104 169L103 168H101V169H103L105 172V176H106V178L108 179V181H107V179L105 178V176L104 175H102L103 176V178H105V180H103V179H101L102 177H100V179L102 180V181H98V180H93L94 178H92L91 179V176H89V174H82V175H80L79 174V172H81L80 170H82V169H85L84 168V165H85V167L87 166L86 164H88L87 163V161H89L90 159H89V157H85V156H90V153L89 152H91V154H94L95 153V155L99 158V159H107L108 158V156L109 155H112V154H117V151L114 149V151H112V149H110L111 148V146H110V138L109 139H104V138H102V137H100V139H103V140H100L98 137H97V140L96 139H94V140H91L92 138H90L89 139V137L87 138V136H83L82 137V139H83V142H82V139H81V144L83 145V143H84V145L80 148H78V147H73V142L71 141V139H72V137H71V135L72 136H74L75 135V133H73L74 131H76V129H75V124L76 123H78L79 122V119H80V117H81V120H82V116L83 115H81V114H79V116H78V110H79V107H81V106H79L80 104L81 105H85V103H83V101H85L86 103H88V101L86 100L87 99V97H86V94H84V91H87V93L89 94L90 93V89L92 88L93 89V91L91 92V94H92V96H93V94H94V96H96V95H98V98H99V95H100V98L97 100V98L96 97H94L98 102H100L101 101V97H103V94H102V85L104 84L105 86H106V89L107 90H120V89H122V90H124V92H126V90L128 89L126 86H129V87H133V86H131V85H134V88H136L135 87V85L136 86H139L138 85V82L140 83V81H139V79H140V76H139V73L134 69V68H130L131 70H129V68H127L126 66H121L120 65V63H121V60L122 59H120L121 57H119V54H117V53H114L115 51H113V44H112V41L113 42H115V39H117V40H123L122 39V37L123 38H128V37H131L130 35H134V32H130L131 30H130V28H131V26H129L128 24H124V23H122V24H120V25H115L116 23L115 22H112V19H111V17H112V15H110L109 16V13L106 11V10H104V11H102V12H99V13H97L96 14V9H95V7L97 8V5H99V6H101L102 4H103V2L104 1H102V0H81V2H80V0H61L60 2H59ZM63 1H64V5H63ZM70 1V2H69ZM74 1V2H73ZM79 1V2H78ZM88 1H90V2H88ZM93 1V2H92ZM95 1V2H94ZM101 1V2H100ZM120 1H122V2H120ZM133 0H118V2H120V3H123V5H121L119 8L121 9L120 11H126V13L125 14H128L127 12H129L130 13V10L129 9H132V7H133V10L135 11H139V10H142L141 8L139 9V3L138 2H132ZM149 1H151V2H149ZM167 1V0H166ZM170 0H168L167 1V3H170L169 2ZM230 1V4H229V6L230 7H232V9L235 11V16L237 15V17L238 18H241L242 19V22H240V21H237V19H236V21H235V23L233 24V23H231V27H230V25H229V27L228 28H225V30H223V29H221V30H213V29H207V30H210V31H207L206 30V28L205 29H203L202 30V32H200L199 34H204V36L206 35L205 33L206 32H208V33H215V32H217V31H219V32H217V33H215V34H222L223 32H231V31H233V30H238V27L241 29L242 27L241 26H243L244 27V25H245V27H247L246 26V24H244L243 25V22H244V20L246 21V19H248L249 18V15L251 14H249V13H247L249 10L247 9V12H246V10L245 9H243V8H241L240 9V7H243V4H246L247 3V7H248V3H250V1H252V0H229ZM243 1V2H242ZM249 1V2H248ZM25 2H27V4L29 5V7L27 8V5H25L26 3ZM55 2V3H54ZM83 2H84V4H83ZM92 2V3H91ZM100 2V3H99ZM141 4H144L145 2L147 3V2H149V3H155V2H160L159 0H141ZM201 2V8H202V10L200 9L199 11V13L200 14H203V15H207L210 11H212V10H214L216 7V4L217 3H212V1L210 2V0H209V2H208V0H205V1H200ZM238 2V3H237ZM239 2H240V4H239ZM4 3H6L5 5H4ZM23 3V4H22ZM46 3V4H45ZM60 3V4H59ZM79 3H80V5H79ZM166 3V2H165ZM237 3V4H236ZM241 3H242V6H241ZM3 4V5H2ZM46 6L45 8H47L48 10H49V12L50 13H52L53 15L55 14L56 16H61L60 14V11L59 10H65V11H63L64 13H63V16H62V18L63 19H65L66 21H67V19L68 20H70V21H74V23H75V25H73L72 24V26L70 25H68V24H66V21L64 20V22H61L59 25L61 26H59V25H57L56 26V28L55 27H53L52 29H43L41 26H40V24H39V20L41 19V10H42V8L44 7V5ZM57 4V5H56ZM78 4V5H77ZM88 4V5H87ZM92 4H94V5H92ZM97 4V5H96ZM129 4V5H128ZM156 4V3H155ZM154 4V5H155ZM171 4V3H170ZM170 4H165L164 6L165 7H168L169 6V8L171 7V5ZM212 4H213V6H212ZM251 4V3H250ZM23 7H22V6ZM40 5V6H39ZM42 5V6H41ZM62 5V6H61ZM66 5V6H65ZM77 5V6H76ZM153 5V6H154ZM167 5V6H166ZM187 5V4H186ZM50 6H52V8L50 7ZM64 6H65V8H64ZM69 6V7H68ZM250 6V5H249ZM76 7V8H75ZM88 7V8H87ZM211 7V8H210ZM246 7V5H244V8ZM18 8V9H17ZM25 10H24V9ZM63 8V9H62ZM67 8H69V9H67ZM102 8V7H101ZM149 8H151V7H149ZM152 8H155V7H152ZM169 8H166V9H168L169 10ZM44 9V8H43ZM52 9V10H51ZM70 9H72V12H70L71 10ZM75 9V10H74ZM82 11H81V10ZM139 9V10H138ZM186 9H188V8H186ZM183 10L182 12H180V11H174L173 10V7H171V11L174 13H172L171 11V14H170V12H169V14H167L165 17H163L162 16V11H160V10H157L156 8L155 9H144V11H143V13H142V11H141V20L139 21V20H135V22L132 24L134 27L135 26H140V25H142L143 23H142V19H144V18H147L148 16H150L151 18H149V21L150 22H152V21H156V19H158V18H161V19H159V22H165L166 23V21H168V19H169V21H171L170 19H172V18H174L175 16H177V17H175V18H177V19H179L180 20V22H184V23H187V21L189 22V20L191 19V14L193 13L194 14V12L192 11V13L190 12V11H188V10H190V8L188 9V10ZM30 10V11H29ZM33 10H35V11H33ZM36 10H38V11H36ZM152 10H154V11H152ZM157 10V11H156ZM168 10H166L165 12H167ZM237 10V11H236ZM1 11V10H0ZM59 13H58V12ZM152 11V12H151ZM188 11V12H187ZM245 11V12H244ZM12 12H13V15H12ZM15 12V13H14ZM31 12V13H30ZM67 12V13H66ZM89 12H91V13H89ZM106 12L108 13V15H106ZM123 12H121V13H123ZM140 12V11H139ZM146 12V13H145ZM157 13V15H154V14H156ZM186 12V13H185ZM204 12V13H203ZM250 12V11H249ZM7 15L9 14L8 12H5ZM82 13H84L83 15H81ZM93 13H95V15L93 16ZM145 13V14H144ZM181 13V14H180ZM206 13V14H205ZM9 14V15H10ZM14 14H16V15H14ZM20 14V15H19ZM90 16L91 15V17H92V19H95L96 20V22H94L93 21V23L92 24H90V26H92L91 28L93 29V31H94V33L97 35H95L96 36V42L98 43L97 45L98 46H96V48L98 49L97 51L98 52H96L95 54H99V57H98V59L100 60V62L101 61H103V62H101V64L103 63V67H101L100 68V70H96L97 71V73H96V71L95 70H88L89 69V57H93L92 55H90L89 56V54H91V53H89V50H91V49H93L92 47L90 48V47H86V44H82V39H80V37H81V35L77 32L78 30L80 31L81 30V28H79L80 27V23H83V19L86 21V19L87 18H84V17H87L88 15ZM104 14V15H103ZM125 14H123V15H125ZM173 14V15H172ZM180 16H178V15ZM187 14H188V16H187ZM248 14V15H247ZM23 15H26V20H25V18L24 17H22ZM77 15V16H76ZM80 15V16H79ZM87 15V16H86ZM96 15H99V16H96ZM142 15H145L144 17L142 16ZM65 16H66V18H65ZM76 16V17H75ZM78 16H79V19H78ZM107 16H109V17H107ZM147 16V17H146ZM155 16V17H154ZM158 18H157V17ZM160 16V17H159ZM172 16V17H171ZM71 17V18H70ZM96 17H98L97 19H99V21L96 19ZM171 17V18H170ZM179 17V18H178ZM189 17H190V19H189ZM195 17V16H194ZM78 20H76V19ZM163 18V19H162ZM174 18V19H175ZM192 18H193V16H192ZM246 18V19H245ZM28 19V20H27ZM37 19V20H36ZM109 19V20H108ZM174 19H172V20H174ZM177 19H176V21H177ZM244 19V20H243ZM23 20V21H22ZM25 20V21H24ZM31 20V21H30ZM81 20V21H80ZM104 20V21H103ZM106 20V21H105ZM187 20V21H186ZM192 20V19H191ZM27 21V22H26ZM139 21V22H138ZM175 21V20H174ZM173 21V22H174ZM175 21V22H176ZM36 22H38V23H36ZM79 22V23H78ZM142 24H141V23ZM237 22L238 23H240V24H237ZM112 23V24H111ZM138 23V24H137ZM165 23H163V24H160V26H161V30H159V29H157V30H159V32H155L154 31V35H152V33H151V31L150 32H148V36L150 37V38H152V37H154V38H152L151 40H153L154 42H156L157 40H160L161 38L163 39L164 37L165 38H172L171 36H172V31H169V30H171V29H169V30H167V27H165L166 29H164V24ZM77 24V25H76ZM38 25V26H37ZM68 25V26H67ZM235 25H238V27L237 26H235ZM263 25H264V23H263ZM116 26V27H115ZM233 26H235V27H237V28H235V29H233ZM100 27V28H99ZM130 27V28H129ZM163 27V28H162ZM192 27V25L190 26V27H188L189 29H185V30H182L180 33H181V37H183V38H181L180 37V33H179V37H177V39H184V40H182V42H184V44H185V42L188 40H190V42L191 41H198L199 39H202V37H204L203 35L200 37L199 36V34H195V35H193V34H189V33H187L188 31L189 32H193V31H191V28ZM61 28V29H60ZM63 28V29H62ZM68 28V29H67ZM79 28V29H78ZM71 29H73V30H71ZM76 29H78V30H76ZM126 29L127 30H129V32L128 31H126ZM227 29H229V30H227ZM40 30V31H39ZM54 32H53V31ZM59 30H61V31H59ZM83 30V29H82ZM169 31L168 33H167V35H166V33L164 32V31ZM187 30V31H186ZM223 30V31H222ZM14 31V32H13ZM52 31V32H51ZM73 31V32H72ZM76 31V32H75ZM113 31V32H112ZM117 31H119V32H117ZM204 31H206L205 33H204ZM50 32V37H49V35H48V40H47V42H43L42 41V36L46 33V34H48V33ZM112 32V33H111ZM126 32V33H125ZM160 32H162V33H160ZM164 32V33H163ZM9 33L10 34H12V35H9ZM53 33V34H52ZM69 34V35H67V34ZM98 33V34H97ZM123 33V34H122ZM6 34H8V35H6ZM102 34V35H101ZM117 34V35H116ZM119 34V35H118ZM126 34L127 35H129V36H126ZM160 34V35H159ZM169 34V35H168ZM188 34V35H187ZM72 35V36H71ZM151 35V36H150ZM164 35V36H163ZM191 35V36H190ZM196 35H198V37H196ZM212 35V34H211ZM210 34H208V37L209 36H211ZM20 36L23 38H20ZM31 36V37H30ZM34 36V37H33ZM55 36L57 37V38H55ZM71 36V37H70ZM107 36V37H106ZM158 36H159V38L160 39H155L156 37L158 38ZM174 36V35H173ZM185 36H186V38H185ZM193 36V37H192ZM195 36V37H194ZM14 37H18V38H20V41L18 40V38H15L14 39ZM46 37H47V35H46ZM61 39H60V38ZM121 37V38H120ZM175 37V36H174ZM173 37V38H174ZM51 38L52 39H54V40H51ZM101 38V39H100ZM104 38V39H103ZM195 38H198V39H196L195 40ZM222 38V37H221ZM63 39V40H62ZM81 40V42L79 41V40ZM15 40H17V41H15ZM56 40H57V42H56ZM71 40V42H70V44H68V42ZM108 42H107V41ZM116 40V41H117ZM119 40V41H120ZM25 41H27L26 43H25ZM33 41V42H32ZM50 41H51V45H50ZM65 42V44H64V42ZM68 41V42H67ZM187 41V42H188ZM203 41V40H202ZM24 42V45H22L21 43H23ZM101 42V43H100ZM106 42V43H105ZM131 42V41H130ZM132 42L133 43H135L136 41L134 40H132ZM158 42V41H157ZM54 43V44H53ZM60 43V44H59ZM67 43V44H66ZM27 44H28V46H27ZM100 44V45H99ZM31 45V46H30ZM83 45V46H82ZM45 46V47H44ZM63 46V47H62ZM104 46V47H103ZM64 47H66V48H64ZM81 47V48H80ZM0 48H2V49H4V47H0ZM61 48V49H60ZM156 48V49H155ZM0 50V56L2 55V56H6V57H8V54H9V56H11V53H10V51L9 50H6V52L5 53H3L4 51L3 50ZM35 49V50H34ZM48 49H51V51L50 50H48ZM52 49H54V50H52ZM65 49V51H63ZM148 49H151L150 51L148 50ZM147 50H148V52H153L152 54H153V58H155L154 60H156V58H163V56H164V54L166 55L165 56V58L167 57V55H168V51H167V49L164 47V48H161V47H159L158 46V48L157 47H150V48H148ZM60 50V51H59ZM67 50V51H66ZM102 50V52H100ZM138 48L136 49L135 47H134V49H132L131 50V52L132 53H130L131 54V57L129 58V60H128V65L129 66H132V65H134V64H137L142 58H141V56H140V52L142 53V50L140 51V50H138ZM144 50V49H143ZM155 50V51H154ZM8 51V52H7ZM31 51V52H30ZM59 51V52H58ZM69 51V52H68ZM79 51V52H78ZM166 51L168 52V53H166ZM254 52L253 50H250L249 51V56H253V57H257L258 55H259V53H258V55H256L257 53L256 52H254V53H252V52ZM30 52V53H29ZM66 52H68V53H70V52H72L71 54L72 55H76V56H81L80 58L82 59L83 58V60H81L82 62H79L80 64V66L79 67H76L77 65L75 64V62L73 61V62H67L66 64H65V62H63L64 64H62V75L61 76H56V74H54L53 75V73L51 74V72H48L47 70H45V71H40V72H37V71H34V69L33 70H31V68H33L34 67V65H35V63H38L37 61H41L42 60V58L41 57H43V59H45V60H49V61H47V63H49L50 61H51V59L53 60V58L57 55V56H61L63 59H65V57L66 56H68V53H66ZM77 52V53H76ZM83 52V53H82ZM100 52V53H99ZM144 52H145V50L143 51V53L142 54H144ZM250 52L252 53V54H250ZM80 53V54H79ZM88 53V54H87ZM106 54V56H105V54ZM4 54V55H3ZM29 54V55H28ZM59 54V55H58ZM70 54V55H71ZM82 54V55H81ZM94 54V55H95ZM104 54V55H103ZM112 54V55H111ZM138 54V55H137ZM212 54H215V52H214V50H213V53H211L210 55H212ZM28 55V56H27ZM44 55H46V56H44ZM210 55L209 54H207L206 56L209 58L210 57ZM30 56H32V57H30ZM51 56V57H50ZM54 56V57H53ZM101 56H102V58H101ZM111 56L113 57V59H111ZM144 56V55H143ZM157 56V57H156ZM213 56V55H212ZM29 57H30V59H29ZM48 57V58H47ZM140 57V58H139ZM192 57V58H191ZM197 58V57H200L199 59L201 60V62L203 63L204 61L206 62H204L203 64H208V60H207V57L205 58V59H203L204 57L203 56H201L200 54H196V55H192V56H190L189 57V60H188V58H186V60H187V62H190V60H191V62L188 64V63H186V61H184V63H183V65L186 67V69H188L187 71H193V73L192 74H189V76H187L186 78V80L188 81V83H190V86L191 85H196L197 84V82L195 81V77H196V75L199 73V69L197 70V68H200V67H202V65H200L199 66V63L197 62V61H195L196 59L195 58ZM33 58V59H32ZM87 58V59H86ZM102 60H101V59ZM145 58V57H144ZM41 59V60H40ZM194 60V62H193V60ZM86 60H87V62H86ZM112 60V61H111ZM118 60V61H117ZM197 60H198V58H197ZM5 61V62H6ZM14 61V60H13ZM31 61H33L32 63H31ZM84 61V62H83ZM114 61V62H113ZM130 61V62H129ZM131 61H132V63H131ZM134 61V62H133ZM85 62H86V64H85ZM12 63V64H11ZM21 63V64H20ZM72 63H73V65H72ZM77 63V62H76ZM84 63V64H83ZM117 63H119V65L117 64ZM134 63V64H133ZM26 64H28V65H26ZM30 64V65H29ZM75 64V65H74ZM78 64V63H77ZM82 64V65H81ZM111 64V65H110ZM115 64H117V65H115ZM198 64V65H197ZM24 65V66H23ZM65 65V66H64ZM88 67H87V66ZM187 65H189V66H187ZM21 66V67H20ZM23 66V67H22ZM30 66V69L29 70H31V71H28L27 69H28V67ZM84 66V67H83ZM196 66H199V67H196ZM16 67V68H15ZM106 67H107V70H106ZM116 67H117V69H116ZM121 67V68H120ZM124 67V68H123ZM16 70H15V69ZM25 68V69H24ZM79 68V70H77ZM82 68H83V70H82ZM87 68V69H86ZM192 68H193V70H192ZM207 68V67H206ZM2 68L0 67V70H1ZM5 69V70H6ZM10 69V72L8 71ZM119 69V70H118ZM4 70V69H3ZM23 70V71H22ZM87 70V71H86ZM103 70V71H102ZM111 70H113V71H115V72H113V71H111ZM21 71V72H20ZM28 71V72H27ZM76 71H77V73H76ZM95 71V72H94ZM109 71V72H108ZM124 71V72H123ZM126 71H130V72H128V73H126ZM27 72V73H26ZM33 72L35 73L36 72V75L35 74H33ZM48 72V73H47ZM65 72V73H64ZM72 72V73H71ZM86 72V73H85ZM89 72L92 74V75H90L89 74ZM133 72V73H132ZM134 72H135V74H134ZM137 72V73H136ZM196 72H198V73H196ZM31 73H32V76H31ZM40 73V74H39ZM94 73V74H93ZM100 73V74H99ZM104 73V74H103ZM110 73H113V74H110ZM115 73V74H114ZM124 73H126V74H124ZM17 74H19V75H17ZM21 74V75H20ZM25 74H29L28 75V78H27V75H25ZM67 74V75H66ZM76 74V75H75ZM96 74V75H95ZM107 74V75H106ZM118 74V75H117ZM194 74H196V75H194ZM24 77H23V76ZM35 75V76H34ZM80 75V76H79ZM86 75V76H85ZM127 75V76H126ZM129 75V76H128ZM191 75V76H190ZM193 75V76H192ZM30 76V77H29ZM79 76V77H78ZM90 76V77H89ZM96 76V78L94 79V77ZM104 76V77H103ZM116 76V77H115ZM26 77V78H25ZM34 77V78H33ZM63 77H65V78H63ZM82 77V78H81ZM85 77V78H84ZM125 77V78H124ZM129 77V78H128ZM29 78H31L30 79V81H29ZM38 78H40V79H38ZM42 78V79H41ZM46 78H47V80H46ZM108 78V79H107ZM23 79H26V80H24V81H22ZM35 79V80H34ZM91 79L92 80H94V81H92L93 82V84L92 83H90L91 82ZM108 81H107V80ZM120 79H121V81H122V83L120 82ZM132 79V80H131ZM75 80V81H74ZM118 80V81H117ZM129 81V83H128V81ZM160 80V79H159ZM158 80V82H160ZM16 81V82H15ZM33 81V82H32ZM35 81H37L36 83H35ZM42 81V82H41ZM46 81V83H44ZM104 81L107 83H104ZM162 81V80H161ZM191 81H193V82H191ZM196 82V83H195ZM27 83V84H26ZM40 83H43V84H40ZM96 83V84H95ZM111 83V85H108V84H110ZM161 83V82H160ZM8 84V85H7ZM18 84V85H19ZM90 84H92V85H90ZM103 85V86H104ZM189 85V84H188ZM250 85V84H249ZM251 85H252V87H251ZM251 85H250V87L251 88H253V84H252V82H251ZM10 88H9V87ZM29 86V87H28ZM35 86V87H34ZM39 88H38V87ZM101 86V87H100ZM109 86V87H108ZM156 86H157V83H156V85H154L152 88H150L151 90H153V91H150V89H148V90H146V91H149V92H146L145 94H144V96H146L145 98L147 99L148 97V101L147 102H149L150 103V105H152V104H154L153 106L155 107L156 106V111L158 110L159 111V109H158V107H161L162 108V105H160V102H158V100L159 99H157L156 97L158 96V94H156L157 92H156V90H155V88H156ZM177 85H174V87H176ZM27 87V88H26ZM41 87V88H40ZM118 87V88H117ZM178 88H179V85L177 86ZM30 88V89H29ZM39 90H38V89ZM126 88V89H125ZM180 88H182V87H180ZM176 89V90H179V91H177V92H179L180 93V95H182V94H184L183 95V98H184V96H185V88H182L183 90L182 91H180L181 89ZM198 88H204V84H199L198 85ZM247 88H249V86H247ZM251 88H249V89H251ZM36 89V90H35ZM78 89V90H77ZM98 89V90H97ZM31 90V91H30ZM73 90V91H72ZM248 89H246V91H247ZM39 91V92H38ZM80 91V92H79ZM128 91V90H127ZM83 92V94H81ZM95 92H96V95H95ZM100 93V94H98V93ZM152 92V93H151ZM155 92V93H154ZM7 92H5V94H6ZM150 93V94H149ZM182 93V94H181ZM244 93H246L245 92V90H244ZM64 95H66L65 93H63ZM101 94H102V96H101ZM157 96H156V95ZM4 95V92L3 93H1L0 92V112H2V113H0V126H1V123H2V121L3 120H5V119H8V118H15L14 116H19V109H15L14 110V108H16L15 106H18V103H16V102H14L13 104H8L7 102H6V98L3 96ZM40 95V96H39ZM6 96V95H5ZM75 96V97H74ZM66 97H68V99L66 98ZM151 97V98H150ZM182 97V96H181ZM86 98V99H85ZM103 98H105V99H102L103 101V103L101 102V104L103 105H101L100 103H96V106H95V109H97L96 110V113H99V115L100 116H98V118L96 119V120H98L99 119V117H100V119L98 120V122L96 121V120H91V118H87V115H86V118L84 117V121L85 122H89V119L91 120L90 122L92 123V125H94L95 123V125H98V124H105V123H107V126L108 127H116L117 128V125L119 126V128H122V129H126V126H128L129 124L128 123H130V121L128 122L127 120H129V117H130V115L128 114V113H132V116H135V115H137V116H135V117H139V115H138V112H139V109H138V111H137V108H135V107H133V109H131V111H129L124 117H123V119H120L119 117H117L114 113V109L115 108H113L114 106H116L115 105V102L114 101H112V99H111V97H107V96H104ZM5 99V100H4ZM85 99V100H84ZM182 99V98H181ZM194 99H197V100H195L196 102H197V104H196V102H195V105L199 108V109H201V107H205L206 108V105H209V107H211V105L212 104H210V102H211V100H210V102L208 101L207 103L206 102H204L203 101V103H202V101H200V95H199V97H195ZM203 99V97L201 96V100ZM247 99H248V97H247ZM246 99V100H247ZM157 100V101H156ZM182 100H184V99H182ZM204 100H206V99H204ZM35 101H37V102H35ZM68 101V102H67ZM207 101V100H206ZM242 101H243V103H245L246 101H245V99H243V100H241V103H242ZM64 102V103H63ZM79 102H81V103H79ZM106 102H108L109 104L112 102V104L113 105H109L108 103H106ZM2 103L4 104V105H2ZM36 103V104H35ZM78 103H79V105H78ZM149 103H147V105L146 106H148V104ZM10 106H8V105ZM15 104H17V105H15ZM65 106H64V105ZM90 104V103H89ZM88 104V105H89ZM100 104V105H99ZM198 104H199V106H198ZM5 105H6V107H5ZM33 105V106H32ZM76 105H78V106H76ZM87 105V104H86ZM90 105H92V104H90ZM100 107H99V106ZM108 105V106H107ZM228 105H230V104H227V106ZM75 106H76V108H75ZM201 106V107H200ZM233 106V107H232ZM232 106H229V108L228 109H231L230 107H232V109H236V106L235 105H232ZM8 107V108H7ZM97 107V108H96ZM107 107H109L110 108V110H109V108L108 109H106ZM235 107V108H234ZM33 108H34V110H33ZM65 108V109H64ZM69 108V109H68ZM71 108V109H70ZM100 108V109H99ZM160 108V109H161ZM176 108H180V110L181 111H179L178 112V109L176 110ZM175 108V115H173L176 119V121H174V124L173 125H176L175 127L176 128H178V129H181V128H184V127H186V125H187V123H188V121L190 120V118H192L191 116L193 115V109L192 108H185V107H176ZM213 108H216V107H213ZM2 109V110H1ZM105 109L107 110V111H109V112H112V113H108L107 111H105ZM198 109V110H199ZM231 109V110H232ZM5 110V111H4ZM7 110V111H6ZM10 110H11V112H10ZM13 110V111H12ZM72 110V111H71ZM75 110V111H74ZM98 110H100V111H98ZM114 110V111H113ZM189 110V111H188ZM191 110V111H190ZM135 112L136 111V113H133V112ZM66 112V113H65ZM68 112V113H67ZM9 114V115H8ZM11 114V115H10ZM16 114V115H15ZM18 114V115H17ZM63 114V115H62ZM101 114H102V116H101ZM111 116H110V115ZM133 114H135V115H133ZM148 114H150V112H148L147 114H145L144 116L146 117H142V119H139V121L140 122H138V120H137V122H138V130L140 131V132H143V131H147L148 129V131H150V130H152L150 133H156L157 131L159 132L160 130H158V128L156 127V120L158 119V117H160V116H158L157 114L158 113H152L151 112V116L149 115L148 116ZM178 114V115H177ZM109 117H108V116ZM141 115H143V114H141ZM190 115V116H189ZM8 116V117H7ZM107 116V117H106ZM186 116H188V117H186ZM149 117V118H148ZM190 117V118H189ZM5 118V119H4ZM144 118V119H143ZM151 118V119H150ZM185 118V119H184ZM88 119V120H87ZM138 119V118H137ZM182 119V120H181ZM2 120V121H1ZM65 120V121H64ZM112 120V121H111ZM141 120H142V122H141ZM185 120V121H184ZM192 120V119H191ZM95 123H94V122ZM103 121H104V123H103ZM23 122H24V120H23ZM22 122V123H23ZM55 122V123H56ZM68 122V123H67ZM176 122V123H175ZM181 122V123H180ZM64 123V124H63ZM74 123V124H73ZM90 123V124H91ZM179 123V124H178ZM183 123V124H182ZM23 124H25V123H23ZM45 124H49V123H45ZM43 125V126H45V128H48L49 127V125ZM114 124V125H113ZM128 124V125H127ZM153 124V125H152ZM39 124H36V127L38 126ZM75 125V126H74ZM94 125V126H95ZM178 125V126H177ZM182 125V127H180ZM152 126V128H150ZM184 126V127H183ZM77 127V126H76ZM125 127V128H124ZM154 127V128H153ZM44 128V127H43ZM156 128H157V130H156ZM65 129V130H64ZM73 129V130H72ZM144 129V130H143ZM27 130H33V127L31 126V127H29ZM78 130V129H77ZM123 130V131H124ZM143 130V131H142ZM154 130H156V132H154ZM128 131V130H127ZM126 131V132H127ZM131 131V130H130ZM145 131V132H146ZM3 132H5V133H3ZM23 134H22V133ZM65 132H66V134H65ZM77 132V131H76ZM125 132V131H124ZM126 132H125V139L127 140H125L124 142H128L129 143V145H132L130 148H131V150H133L134 149V147L136 148V149H134V150H138V151H140V153L142 152V150L141 149H144V148H142V146H143V144L142 145H140L139 144V142H137V141H135V140H133L132 139V137H131V135L129 134V133H127L126 134ZM220 134H223L224 135V137L222 138V139H219V140H217L218 142H219V144L221 145H219L218 143H217V147H218V150L220 149V151H222L225 147H228V145L226 146V144L228 143V141L226 140L225 141V139H227V138H229L230 139V135H228V131L227 130H225V129H220L219 131H218ZM225 132H227V133H225ZM17 133V134H16ZM5 134V135H4ZM9 134V135H8ZM60 134V135H59ZM74 134V135H73ZM129 134V135H128ZM133 134V133H132ZM25 135V136H24ZM26 135H28L27 136V138L28 139H25L26 138ZM55 137H53V136ZM64 135H65V137H64ZM127 135H128V137L131 139H129V138H127ZM144 134L142 133V136H143ZM226 135V136H225ZM12 136V137H11ZM16 136V137H15ZM20 136V137H19ZM63 136V137H62ZM32 137V136H31ZM56 137H58V138H60V139H58V138H56ZM232 137V136H231ZM16 140H15V139ZM108 138V137H107ZM144 138H147V136L145 135L144 136ZM143 138V139H144ZM6 139H4V140H6ZM69 139V140H68ZM142 139V138H141ZM18 140V141H17ZM88 140H90L89 141V143L90 144H88L87 145V147L85 146V144H87L88 143ZM96 140V141H95ZM109 140V141H108ZM221 140V141H220ZM59 143H58V142ZM86 141V142H85ZM95 143H94V142ZM98 141H100V142H98ZM106 141V142H105ZM216 141V140H215ZM214 141V142H215ZM24 142H26V143H28V144H26V143H24ZM60 142H62V143H60ZM221 142L223 143L224 142V146L221 144ZM65 143H67V144H65ZM70 143V144H69ZM93 143V144H92ZM100 143H101V145H100ZM131 143V144H130ZM264 143V142H263ZM262 143V146H260L261 147V153H263L264 154V144ZM4 144V143H3ZM26 144V145H25ZM194 144V141L192 140H190V142H189V148H188V154L189 153H192V155L193 154H195L196 152L198 153V150L196 151V147H195V145H193ZM25 145V146H24ZM71 145V146H70ZM90 145V146H89ZM3 146V145H2ZM1 146V143H0V147H1V149H0V151L2 152V153H4L3 154V158H4V160H5V157H6V151H7V149L9 150H11V148H3ZM23 146H24V148H23ZM67 146H69V147H67ZM163 146V145H162ZM191 146V147H190ZM14 147V148H13ZM17 147H16V150H18L17 149ZM32 147H33V149H32ZM65 147V148H64ZM85 147V148H84ZM89 147V148H88ZM119 147V146H118ZM121 147V149H119V150H125L126 149V147H123L122 148V146H120ZM167 146H164V147H159V146H157V149H156V147H155V149L153 150H149V149H147V150H145L146 152H147V154L149 153L150 155H154L153 157H154V159H153V161H158L157 163H155V165L152 163L151 164V166L153 167H149V169L147 170V172H149L151 175L149 176V178H148V180H151V181H153V178L155 179V178H157L156 180H163V181H159L158 183V185L157 186H155L156 184H154V187H152L153 185H151L150 187H152V189L151 188H149V190H153V193L155 192L156 194H158L157 196L158 197H163L164 195V189L162 190L161 189V187L163 186L164 187V185H162V184H160V182H162V183H164L165 184V186H167V188L168 189H171V187H175V185L174 184H172V185H170V184H167V177L165 176V175H168V174H165V172H164V170H165V168H166V166H165V168H164V165H163V163H167V161H166V159H167V157H169L168 159H170V154L169 155H166L165 156V154H166V152L169 150V148H166ZM194 147V150L192 149ZM28 148V149H27ZM61 148V149H60ZM76 148H77V150H76ZM113 148V147H112ZM140 148V149H139ZM159 148V149H158ZM191 148V149H190ZM92 151H91V150ZM96 151H95V150ZM165 149V150H164ZM168 149V150H167ZM65 150L66 151H69L70 153H75V151H76V153L75 154H73L74 156L73 157H71V159L72 160H70L69 158H61V155L60 154H63L64 152H65ZM71 150H72V152H71ZM84 150V151H83ZM94 150V151H93ZM104 150V151H103ZM107 151V153H105L106 151ZM159 150V151H158ZM89 151V152H88ZM153 151H155V152H153ZM158 151V152H157ZM191 151V152H190ZM192 151H194V152H192ZM234 151H236V149H234ZM37 152V153H36ZM55 152V153H54ZM78 152V153H77ZM92 152H94V153H92ZM152 152V153H151ZM237 153H238V155L236 154H234L235 155V159H233V160H230V162H232V166L230 167V163L228 164L229 166H226V167H228V168H233V169H235L234 171V175H235V173H236V171L237 172H240V171H242L244 168H247V166H248V160H247V157H245L246 155H244V154H242V152H241V150L239 151V149H237V151H236ZM85 153V154H84ZM104 153V154H103ZM155 153V154H154ZM168 153H169V151H168ZM79 154V155H78ZM109 154V155H108ZM162 154V155H161ZM5 155V156H4ZM77 155H78V157H77ZM104 155H106V156H104ZM240 155V156H239ZM59 156V157H58ZM113 156H115V155H113ZM165 156V157H164ZM245 157L246 158V160L247 161H245V159L243 160L242 158L240 159V158H237V157ZM8 158V156L6 157V159ZM21 158L22 159H24V161L22 160L21 161ZM76 159L75 161H76V163L73 161L74 159ZM137 158H139L138 156H137ZM136 157H135V160L136 161H138V159H137ZM156 158V159H155ZM63 159H64V161H63ZM67 159V160H66ZM84 159H86V160H84ZM88 159V160H87ZM114 159H115V157H114ZM114 159H112L113 160V162H116ZM36 160V159H35ZM61 160V161H60ZM66 160V161H65ZM77 160H78V162H77ZM26 161H28V162H26ZM55 161V162H54ZM79 161H81V164L82 165H80V162ZM136 161H135V163H136ZM166 161V162H165ZM169 161V160H168ZM193 162H191L192 163V165H190L191 167H190V170H187L186 171V175H188V176H191V174L194 176V173H195V175H197L198 174V172L200 171V169H197V167H195V165L193 164L194 163V160H192ZM236 161V162H235ZM125 162V161H124ZM16 163V164H15ZM63 163V164H62ZM120 163V162H119ZM142 163V161H141V159L139 158V161H138V163H136L137 165L138 164H141ZM159 163V164H158ZM170 163V162H169ZM238 163V164H237ZM244 163H246V164H244ZM49 164V165H48ZM68 164V165H67ZM74 164V165H73ZM113 164V163H112ZM156 164H157V166L158 167H156ZM18 165H20V166H18ZM27 165V166H26ZM45 165H43V166H45ZM122 165H123V168H126L124 165L125 164H123L122 163ZM121 163H120V166H119V164H118V167L119 168H121ZM162 165V166H161ZM194 165V166H193ZM16 166H18V167H16ZM66 166V167H65ZM81 166V167H80ZM83 166V167H82ZM150 166V165H149ZM242 166V167H241ZM12 167V168H11ZM51 167V168H50ZM72 168V169H71ZM75 168V169H74ZM122 168V169H123ZM157 168H159V170L161 169H164L163 171H159ZM220 168L222 169V167H219V170H220ZM78 169V170H77ZM117 169V170H116ZM122 169H119V171L121 170L122 171ZM7 170V171H8ZM22 170V171H21ZM57 170V171H56ZM123 170H125V169H123ZM151 170V171H150ZM195 170H197V171H195ZM38 173H37V172ZM71 171V172H70ZM79 171V172H78ZM114 171V172H113ZM118 171V172H119ZM36 172V173H35ZM58 172V173H57ZM65 172V173H64ZM125 171H123V173H124ZM147 172H144V173H147ZM163 172V173H162ZM19 173H21V174H19ZM24 173V174H23ZM42 173V174H41ZM67 173V174H66ZM74 173V174H73ZM115 173V174H114ZM122 173V174H123ZM141 173V172H140ZM16 174V175H17ZM60 174V175H59ZM75 174H76V176H75ZM78 174V175H77ZM113 174V175H112ZM118 174V173H117ZM143 174V173H142ZM142 174H140V175H142ZM164 174V175H163ZM233 174V173H232ZM232 174H231V176H232ZM21 175H23V176H21ZM31 175V176H30ZM66 175V176H65ZM69 177H68V176ZM71 175V176H70ZM124 175V174H123ZM228 175H229V173H228ZM33 176V177H32ZM44 178H43V177ZM64 176V177H63ZM78 176H79V178H78ZM82 176H83V178H82ZM87 176V177H86ZM231 176H226V177H231ZM27 177V178H26ZM58 177V178H57ZM62 177V178H61ZM75 177V178H74ZM77 177V178H76ZM117 177V178H116ZM197 177L199 178H197L198 179V181L200 182V181H203V182H208L207 184L211 187V189L212 190H214V193H215V191L216 190H218L217 188H215V182H217V178L216 177H211V179H209L208 181H204V180H202V177L198 174L197 175ZM224 178V179H228V178ZM39 178H41V179H39ZM57 178V179H56ZM38 179V180H37ZM45 179H46V181H45ZM47 179H49L48 181H47ZM51 179V180H50ZM82 181H81V180ZM95 181V182H93L92 183V181ZM45 182H44V181ZM60 181V182H58V181ZM68 180H71V181H68ZM79 180V181H78ZM229 180H231V179H229ZM49 181H51L50 183H49ZM65 181H67V182H65ZM98 181V182H97ZM117 181H118V183H117ZM142 181H144V179H142V180H140V182H142ZM86 182V183H85ZM108 182H110V183H108ZM198 182V183H199ZM40 183H44V184H40ZM49 183V184H48ZM56 183V184H55ZM71 183H73V185L71 184ZM78 185H77V184ZM95 183H97V184H95ZM133 183L134 182H131V185L133 186V188L134 189H136V188H138V185L139 184H137V183H134V185H133ZM209 183H212L214 186L212 187ZM40 184V185H39ZM53 184V185H52ZM61 185H62V183H60ZM81 184V185H80ZM95 184V185H94ZM124 184V187L126 188L127 187V185L129 184V187H127L128 189L130 188V189H132V190H128L127 188L125 189V190H127V192L124 190V192H122L124 195H126V197H124V198H126L127 199V195L128 194H130V193H132V192H130V191H133V188H131L132 186L130 185V183L128 182L127 183V185L125 186V183H123ZM206 184V183H205ZM53 187H52V186ZM66 185V184H65ZM66 185V186H67ZM87 186V188H84V186ZM97 185V186H96ZM115 185V186H114ZM169 185V186H168ZM226 185V184H225ZM44 186V187H43ZM55 186V187H54ZM85 186V187H86ZM95 186V187H94ZM135 186V187H134ZM160 186V187H159ZM204 186H206V185H204ZM227 186H229V183H227ZM46 187V188H45ZM89 187V188H88ZM159 187V188H158ZM202 186H196V190H198V191H196L195 190V192H197L196 194H195V192L192 194V193H190V194H188V195H191L192 194V197H199V195L202 193V191L204 190V188H206V187H204V188H201ZM53 188H55V189H53ZM165 188V187H164ZM166 188V189H167ZM172 188V189H173ZM16 189V190H15ZM24 191H22V190ZM26 189H28L27 191H26ZM34 189V190H33ZM62 189L64 190V188H61V191H62ZM84 189V190H83ZM97 189V190H96ZM199 189H200V191H199ZM216 189V190H215ZM33 190V191H32ZM71 190V189H70ZM89 190V191H88ZM92 190H94V191H92ZM2 191V189H1V187H0V199L1 198H3L4 196H2V195H5L4 193H2L1 192ZM14 191H16V192H14ZM54 193H53V192ZM98 192V194H97V192ZM43 192V193H42ZM46 192V193H45ZM52 192V193H51ZM77 192V191H76ZM75 192V193H76ZM96 192V193H95ZM163 194H162V193ZM18 195H17V194ZM20 193V194H19ZM150 193V192H149ZM152 193V191H151V194H150V196L151 197H153V198H155L156 197V194L154 193L153 194ZM159 193H160V195H159ZM200 193V194H199ZM205 192L203 191V194H204ZM218 194L219 193H221V192H217ZM34 194V195H33ZM38 194V195H37ZM61 194V193H60ZM83 194H85V195H83ZM97 194V195H96ZM152 194H153V196H152ZM162 194V195H161ZM198 194V195H197ZM202 194V195H203ZM77 195V194H76ZM59 196H61V195H59ZM81 196H80V198H81ZM155 196V197H154ZM201 196V195H200ZM50 197V198H49ZM73 196H70L69 197V199L66 201V203H64V200H60L61 201V204H65L64 206L65 207H68V206H70V205H72V207H69L70 209H72V211H71V213L73 212L74 213V211H75V214H73L72 213V216L73 215H76V217H72L71 218V220L73 219V221L71 222V226H73L74 225V227H78L79 226V229L80 228H83V224H86V222H85V220L84 219H86V218H84L85 216L82 214V212L83 211H81V209L79 210V211H81L80 213H76V212H78V209H79V207L81 208V206H80V201H81V199H79L78 197H79V195H78V197H73ZM150 197V198H151ZM161 197V198H162ZM188 197V196H187ZM191 196H190V198H192ZM44 198V199H43ZM56 198V199H55ZM91 198H94L93 199V201L95 202H91L92 201V199ZM123 198V199H124ZM201 198V197H200ZM14 199V200H13ZM89 199V200H88ZM129 200H130V197L128 198ZM188 199V198H187ZM17 200H19V201H17ZM37 200V201H36ZM98 200V201H97ZM144 199H141V201L140 202H142V203H140V204H137V203H133L132 202V200L131 201H128L127 200V202L125 203V201L126 200H124V202L122 203L121 202V204L119 203V204H117V205H119L120 207H118V209H123L124 210V214L121 216V214H117L116 216H115V219L114 220H116L117 218V216H121L122 218H123V216L125 215L126 216V219L125 220H131V222H132V220H134V218L135 219H138V220H134V223L136 224L137 223V225H135V224H128V223H124L125 221L124 220H122V221H119L118 219L116 220V221H119V222H121L123 225H126V224H128V225H126L125 226V228L127 229L126 230V232H127V235H129L132 231H133V233L135 234L136 232H134V231H137L138 229L137 228H135V226H138L139 224L140 225H144L145 223H147V221H145L146 219H147V217H148V219L149 218H151V216H149V215H147V213H145V212H150V210L152 209V207H151V205H152V203H150L151 201V199L148 201V200H144ZM68 201H70V202H68ZM73 202V204H76V205H74L73 206V204H72V202ZM100 201H101V203H100ZM120 201H122V200H120ZM148 201V202H147ZM201 201V202H200ZM199 202V204H198V207L197 208H201V207H199L200 205L201 206H203V205H205V203L204 202H208L207 201V199L205 200V199H203V201L202 200H200ZM238 201H240V199L238 200ZM238 201H235V202H237L238 203ZM51 202H49V203H51ZM14 203V204H13ZM36 203V204H35ZM47 203V202H46ZM177 203H179L178 204V207L179 208H181V209H184V207H183V205H180L181 204V202L180 201H176V204ZM203 205H202V204ZM18 204V205H17ZM20 204V205H19ZM30 204V205H29ZM94 204V205H93ZM105 202H103L102 204H101V206H99V209H101V208H104L103 206H105ZM125 204V205H124ZM151 204V205H150ZM210 204V203H209ZM88 205V206H89ZM117 205H116V207H117ZM143 205H144V207H145V209H150L149 211H147V210H145V212H144V207H143ZM35 206V207H34ZM109 206H111V205H109ZM137 206L139 207V208H137ZM181 206V207H180ZM206 206H208V205H206ZM15 207V208H14ZM107 207V206H106ZM35 208V209H36ZM74 208V209H73ZM76 208V209H75ZM141 208H143V209H141ZM21 209V210H20ZM96 209H98V207L96 208ZM126 209V210H125ZM180 209V210H181ZM25 210V211H24ZM74 210V211H73ZM143 210V212H141ZM137 211H140V212H137ZM197 211V210H196ZM215 211V210H214ZM14 212V213H13ZM203 212V213H202ZM7 213V214H6ZM60 213V214H59ZM145 213V214H144ZM197 213L199 214V213H201V214H199L198 216H199V220H201L202 219V217H203V215H205L206 213L202 210V211H200V210H198L197 211ZM6 214V215H5ZM41 214V215H40ZM43 214V215H42ZM56 215L55 216H57V218H58V220L60 219H64V213H62V212H58V214H57V212L55 213ZM82 215V217L84 218H82V217H80L79 215ZM138 214H139V216H140V214H141V216H140V218L138 217ZM33 215V216H32ZM60 215V216H59ZM7 216V217H6ZM37 216H41V217H37ZM125 216H124V218H125ZM146 216V217H145ZM9 217V218H8ZM45 217L47 218V217H49V218H47V220L48 221H45L46 219H45ZM50 217L51 216H49L48 214H46L45 212L44 213H36V215H34L33 213H31V214H29L26 218H29V220H27L26 219V224L27 223H31V224H33V227H38L39 225L40 226H42V225H44L46 222H48V224H49V221L51 222V219H50ZM32 218V219H31ZM66 218V217H65ZM122 218H119L120 220L122 219ZM123 218V219H124ZM153 218V217H152ZM156 218V217H155ZM155 218H153V219H155ZM9 219H14V222L13 221H11V220H9ZM40 219V220H39ZM50 219V220H49ZM147 219V220H148ZM203 219H204V217H203ZM4 220V221H3ZM65 220V219H64ZM81 220H84L83 222L81 221ZM27 221H29V222H27ZM39 221V222H38ZM149 221H152L151 219H149ZM155 221H156V225H157V227H159V228H162V229H164L165 228V226H166V224L165 223H162V222H158V221H160L159 219H158V217L155 219ZM33 222V223H32ZM82 222V223H81ZM85 222V223H84ZM144 222V223H143ZM9 223H10V225H9ZM12 223V224H11ZM16 223V224H15ZM30 223L29 224H27L26 226L28 227V228H30V226L32 227V225H30ZM40 223V224H39ZM80 223V224H79ZM142 223V224H141ZM158 223H160V224H158ZM15 226H14V225ZM18 224V225H17ZM105 224V223H104ZM162 224H163V226H162ZM25 225V224H24ZM30 225V226H29ZM100 225H102V224H100ZM107 225V224H106ZM106 225H104V228L106 227ZM111 225V224H110ZM109 224H108V228L109 227H111ZM122 225V226H123ZM133 225V226H132ZM165 225V226H164ZM5 226H7V228L5 227ZM127 226H128V228H127ZM161 226V227H160ZM1 227H0V230H2L1 229ZM19 227V226H18ZM20 227H21V225H20ZM73 227V229H75V230H73V232H72V234L74 233V231H75V233H74V235H72V237H71V239H70V237H69V235H67V237L66 238H63V239H60V238H57V244H55V243H53L51 246H50V248H48V246L46 245V244H43V245H41V244H39L38 246H40V248L38 249V246H37V248L35 249V251H34V253H36L37 252V254L38 255H41V256H49V258L51 257V258H53L55 261H57L56 263H53V264H69L68 262L70 261V260H68V261H64V259H63V257H62V255H63V252L62 251H64L63 250V248L65 249L68 245H69V247H71V248H73V252L75 253V254H77L75 251H80V249L81 248H79V247H81V243H82V241H84V239L86 240V238H85V236H86V234L85 233H82L81 231H82V229H76V228H74ZM156 227V228H157ZM263 227V226H262ZM261 227V228H262ZM145 228H148V226L146 227L145 226ZM203 228V227H202ZM7 229V230H6ZM24 229H27V228H25L24 227ZM107 229V228H106ZM131 231H130V230ZM162 229H160V230H162ZM204 229V228H203ZM202 229V230H203ZM206 229V228H205ZM76 230L79 232H77L76 233ZM159 229H157V230H155V231H158ZM159 230V231H160ZM7 231V232H6ZM72 231V230H71ZM71 231H70V233H71ZM109 231V230H108ZM206 232H207V229L205 230ZM80 232L83 234V237H82V235L80 236L79 234H80ZM139 231H137V233H138ZM234 232H236V233H238V231H233V233ZM7 233H10V234H7ZM38 233H40V235H38L37 234V236H42L41 234L42 233H44V232H39L38 231ZM129 233V234H128ZM136 233V234H137ZM45 234V233H44ZM68 234H69V232H68ZM109 234H111V233H107V235L106 236H108ZM139 234V233H138ZM137 234V235H138ZM141 234V233H140ZM46 235V234H45ZM76 235H78L79 237H75ZM105 236V237H106ZM80 237H82L83 238V240H82V238L81 239H79ZM87 237V236H86ZM75 238V239H74ZM112 238H114V237H110V242L108 243L107 241H105L104 239H102V241L100 242L99 240H96V241H94V243H96L97 241H99V242H97L96 244H94V246L96 247H104L103 249H105V250H103V254L105 255V257H110L109 259L108 258H105V259H103V260H101V262H100V264H126V260H125V258H126V256L128 255V254H130L129 253V249L131 248V246H132V244H133V242H132V240L131 239H129V238H127L126 237V240L124 239V238H122V239H124L123 241H124V243L126 242V244H124L123 243V241H122V239H119V238H117V240H119V241H117V242H119L120 243V245H119V248H117V250H114V249H111V246H112V243H114V242H116V241H114V240H116V237L114 238V239H112ZM149 238V237H148ZM147 238V239H148ZM231 238H233L232 236H231ZM5 241H4V240ZM8 239V240H7ZM70 239V240H69ZM78 239V240H77ZM129 239V240H128ZM7 240V241H6ZM62 240V241H61ZM67 240V241H66ZM74 240H76V241H74ZM103 240H104V242H103ZM121 240V241H120ZM11 241V242H10ZM35 241H37V239H35ZM62 242V243H60V242ZM79 241H81L80 243H79ZM131 241V242H130ZM59 242V243H58ZM64 242H67V243H69L68 245H66V243H64ZM128 242V243H127ZM4 243V244H3ZM103 243V244H102ZM123 243V244H122ZM7 244V245H6ZM56 246H55V245ZM65 246H64V245ZM106 245V246H105ZM42 246V247H41ZM55 246V247H54ZM76 246V247H75ZM124 246V247H123ZM126 246H128V247H126ZM130 246V247H129ZM15 247V248H14ZM51 247H53V249L51 248ZM60 247V248H59ZM63 247V248H62ZM126 247V248H125ZM212 247L213 248H209V247H207L206 246V249H208V250H214L216 247L215 246H213L212 245ZM45 248V249H44ZM124 249V250H123ZM204 249H205V247H203V251H204ZM9 250V251H8ZM37 250V251H36ZM49 250V251H48ZM112 250V251H111ZM113 250L115 251V253H118V255H111L112 254V252H113ZM173 250H174V252H175V255H179V256H177V257H180V256H183L181 253H179L180 251H179V249H177V248H173ZM254 250L256 251L257 250V248L255 247L254 248ZM59 251V252H58ZM126 251V252H125ZM39 252V253H38ZM42 252V253H41ZM53 252V253H52ZM57 252V253H56ZM108 252V253H107ZM44 253V254H43ZM46 253V254H45ZM52 253V254H51ZM123 253V254H122ZM126 253H128V254H125ZM59 254V255H58ZM62 254V255H61ZM53 255V256H52ZM125 255V256H124ZM111 256H113V257H111ZM114 256H119L120 258H118L117 260L115 259V258H117V257H114ZM155 255H153V256H150L148 259L146 258V260H144V262H143V264H156L155 262H153V261H155V258H153ZM55 257V258H54ZM164 257V258H163ZM48 258V259H49ZM50 258V259H51ZM61 259V261H59V259ZM122 258H124V259H122ZM153 258V259H152ZM111 259V260H110ZM114 259V260H113ZM150 259H152V261L150 260ZM234 259H236V258H234ZM233 259V260H234ZM149 260V261H148ZM110 262V263H108V262ZM121 263H120V262ZM162 261H164L163 263H162ZM168 261V260H166V257L165 256H162L161 257V259H160V264H171V259H169V261H170V263H169V261L166 263V262ZM235 261V260H234ZM12 262V263H11ZM64 262V263H63ZM105 262V263H104ZM125 262V263H124ZM73 263H74V261H73ZM72 263V261H71V264H73ZM180 264H181V262H179ZM1 264V263H0ZM28 264H31V263H28Z\"/></svg>", "mask_w": 264, "mask_h": 264}]
</instances>
